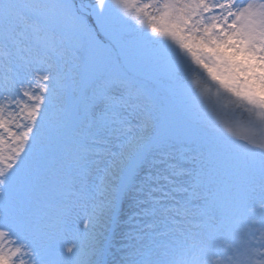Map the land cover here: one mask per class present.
<instances>
[{
    "label": "snow or ice",
    "instance_id": "6c2138e0",
    "mask_svg": "<svg viewBox=\"0 0 264 264\" xmlns=\"http://www.w3.org/2000/svg\"><path fill=\"white\" fill-rule=\"evenodd\" d=\"M0 264H264V0H0Z\"/></svg>",
    "mask_w": 264,
    "mask_h": 264
}]
</instances>
